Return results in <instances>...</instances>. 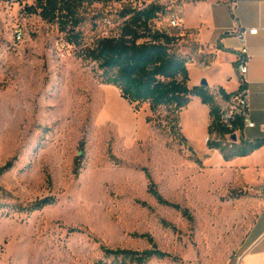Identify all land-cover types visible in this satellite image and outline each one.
<instances>
[{"label":"rangeland","instance_id":"obj_1","mask_svg":"<svg viewBox=\"0 0 264 264\" xmlns=\"http://www.w3.org/2000/svg\"><path fill=\"white\" fill-rule=\"evenodd\" d=\"M151 1L176 8L181 0ZM32 3L0 0V167L12 163L0 176V264H96L112 261L102 247L153 244L168 256L145 264H238L257 204L224 185L222 170L196 163L207 153L203 111L191 102L181 110L184 144L170 128L147 122L148 105L123 99L79 55L117 33L124 3L85 2L79 44L29 13ZM181 44L195 47L191 38ZM115 105L137 120L134 130L105 114ZM146 173L192 218L159 203ZM50 196L56 202L41 210H17Z\"/></svg>","mask_w":264,"mask_h":264},{"label":"trees","instance_id":"obj_2","mask_svg":"<svg viewBox=\"0 0 264 264\" xmlns=\"http://www.w3.org/2000/svg\"><path fill=\"white\" fill-rule=\"evenodd\" d=\"M87 1L93 2L33 0L26 9L49 23H55L59 30L66 34L69 43L79 44L82 36L81 26L85 20L82 8ZM113 1L124 3L120 11L123 22L117 33L99 37L79 53L84 60L96 65L94 69L103 83L117 87L121 97L136 107L148 105L151 115L147 117V122L161 129L170 128L171 133L177 135L184 144L187 139L181 131L180 112L194 97H199L202 103L210 108L207 145L210 149L219 150L225 160L248 155L264 145V138L250 142L233 141L232 135L244 128L243 118H236L232 131L224 129L220 123V103L215 92L211 91L207 84L190 87L191 55L184 51V45L181 44V41L189 38L187 32H183L180 27H171L169 23L158 24L162 18H171L174 15L180 18L177 7L168 8L156 1L148 2L149 0ZM218 93L228 100L236 92L227 94L219 89ZM83 156L82 143L79 157L82 159ZM196 163L202 165L199 159H196ZM11 168L10 162L0 167V176ZM146 174L150 180L148 192L159 203L181 210L185 216L192 218L187 209L165 199L151 181L150 175ZM55 202V197H45L25 207L17 206V210L31 213ZM102 250L105 259L112 261L103 260L96 264H145L154 257L168 256V253L161 251L154 244L151 249L143 251L106 247H102Z\"/></svg>","mask_w":264,"mask_h":264},{"label":"crops","instance_id":"obj_3","mask_svg":"<svg viewBox=\"0 0 264 264\" xmlns=\"http://www.w3.org/2000/svg\"><path fill=\"white\" fill-rule=\"evenodd\" d=\"M231 9L228 0H181L177 5L179 24L195 47L185 49L191 55L190 87L207 81L211 91L222 89L233 94L240 88L236 62L242 42L237 29H258L248 34L249 71L245 75L249 97V116L253 127L237 132V141L264 138V0H236ZM203 111L204 143L207 147L202 165L222 170L224 185L245 190L255 197L257 216L248 234V248L238 264H264V145L245 156L225 160L219 150L207 145L210 108L194 97L189 106ZM206 127V128H205ZM216 172V171H215Z\"/></svg>","mask_w":264,"mask_h":264},{"label":"built area","instance_id":"obj_4","mask_svg":"<svg viewBox=\"0 0 264 264\" xmlns=\"http://www.w3.org/2000/svg\"><path fill=\"white\" fill-rule=\"evenodd\" d=\"M236 0H228L231 9H234L236 6ZM171 27H180L179 17L174 15L171 19ZM258 29H237L234 31V34L237 35L241 42L242 48L240 50V55L236 62V69L241 76L240 79V88L239 90L230 97V99H224L223 96L215 92L216 99L220 103V123L221 126L228 130L232 131L235 128V120L237 117H242L244 122V127H253L254 122L250 120L249 116V97H248V88L247 81L244 78L249 71V51L246 46V40L248 34H256ZM23 37V32L21 29L16 31V38L21 40ZM237 134V133H236ZM230 138V134L228 135ZM209 137H207V142Z\"/></svg>","mask_w":264,"mask_h":264},{"label":"bare ground","instance_id":"obj_5","mask_svg":"<svg viewBox=\"0 0 264 264\" xmlns=\"http://www.w3.org/2000/svg\"><path fill=\"white\" fill-rule=\"evenodd\" d=\"M105 114L108 117H111V119L119 121L122 126H125L129 130H134V128H136L137 120L135 121V119L129 116V114H127V112H125L120 106H113V108L107 110Z\"/></svg>","mask_w":264,"mask_h":264},{"label":"water","instance_id":"obj_6","mask_svg":"<svg viewBox=\"0 0 264 264\" xmlns=\"http://www.w3.org/2000/svg\"><path fill=\"white\" fill-rule=\"evenodd\" d=\"M202 84H205V85H206V84H207V81H205V80L202 81ZM237 138H238V137H237V134H233V135H232V140H233V141H236Z\"/></svg>","mask_w":264,"mask_h":264}]
</instances>
